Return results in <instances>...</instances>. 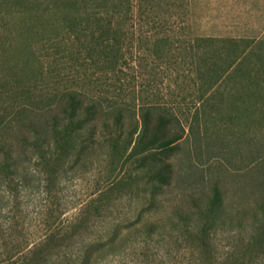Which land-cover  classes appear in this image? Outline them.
<instances>
[{
  "label": "trees",
  "instance_id": "obj_1",
  "mask_svg": "<svg viewBox=\"0 0 264 264\" xmlns=\"http://www.w3.org/2000/svg\"><path fill=\"white\" fill-rule=\"evenodd\" d=\"M172 3L189 14L190 0H0V49L18 54L9 65L15 78L11 93L8 82L0 84L4 97L0 105V188L16 193L20 186L29 189L38 186L35 181L48 180L44 186L53 193L64 168L74 170L106 154L117 156L122 165L133 164L135 171L93 193L72 215H62L54 208L42 211L40 235L24 249L17 244L15 253L0 264H101L138 236L143 242L166 241L172 234L188 240L190 248L199 253L187 262L183 259V264H215L205 253L211 236L225 230H252L241 257L264 249V196L251 220L242 211L235 214L227 208L219 185L205 204L176 211L171 227L153 215L160 194L172 182L171 157L180 146L183 127L166 103L144 96L141 90L134 89L132 102L126 99L122 76L132 64L127 54L134 57V53L147 52L158 60L168 58L177 48L189 49L192 60L187 64L197 65L201 80L196 109L223 92L217 86L236 68L246 79L240 80L235 102L256 95L257 101H264V79L251 78L254 74L245 66L251 56L250 44L256 40L196 36L177 46L173 24L157 13ZM159 25L165 32L162 36L155 31ZM39 43L52 57L47 59L51 75L58 77L69 69L65 80L43 81L40 86L45 64L36 51ZM220 47L227 50L221 53ZM4 60L11 61L8 56ZM255 65L257 72H263L262 63ZM77 72L82 73L80 78ZM114 82L119 86L110 84ZM137 176L144 181L147 201L135 217L114 218L103 222L102 230L96 228L97 220L108 214L112 192ZM241 257H233L234 264Z\"/></svg>",
  "mask_w": 264,
  "mask_h": 264
},
{
  "label": "rangeland",
  "instance_id": "obj_2",
  "mask_svg": "<svg viewBox=\"0 0 264 264\" xmlns=\"http://www.w3.org/2000/svg\"><path fill=\"white\" fill-rule=\"evenodd\" d=\"M157 11L167 19L165 22L173 24L171 33L177 46L180 41L196 36L255 39L256 42L251 43L248 49L251 56L245 61V66L254 74L251 78L262 77L263 81L264 70L257 72L255 64L264 65V0H190L189 14L180 4L173 3L171 7H160ZM155 31L162 36L163 25H159ZM41 45L35 46L40 61L45 64L43 75L38 80L40 86L43 81L54 83L56 79L65 80L69 69L66 68L61 76L51 75L47 64H50L48 61L52 57ZM177 49L168 58L158 60H153L147 52V55L134 53V57L128 53L132 64L125 68L122 76L126 82L124 93L129 102L134 100V89L141 90L144 96L166 103L177 114L179 125L183 127L180 146L171 157L174 164L172 182L160 194L153 215L171 227V217L176 211L194 209L199 202L205 204L214 186L219 185L225 194L227 208L235 214L242 211L251 220L257 203L264 196V101H257L259 97L256 95L247 97L246 102H235L242 83L240 80L246 79L241 77L242 71L236 68L217 86L223 92L196 109L195 100L201 82L197 76V65L187 64V61L192 60L189 49L186 52L184 47ZM220 50L224 53L227 49L220 47ZM203 51L205 54L207 49ZM5 56L9 57L10 63L4 60ZM16 59V51L0 49V84L8 82L10 93L15 78L9 65ZM69 75L72 76L70 72ZM75 76L80 78L82 73L77 72ZM110 84L118 85L115 82ZM249 85L252 88L255 86L254 83ZM113 88L111 86L110 89ZM3 101L4 97L0 96V105ZM66 169L58 173L53 193L46 191L44 186L48 180L41 181L42 184L34 180L38 186L29 189L20 186L16 193H10L4 186L0 188V263L15 253L17 244H21L24 249L40 235L42 224H39L41 220L38 216L42 211L54 208L62 215H72L93 193L107 188L109 182L127 177L131 171L135 172L133 164L122 165L117 156L112 154L95 157L87 165H79L74 170ZM143 183V179L137 176L127 181L125 187L114 190L108 214L97 220L96 228L102 230L101 224L114 218L121 220L135 217L147 201ZM251 232V229L239 233L219 231L211 236L210 248L205 257L210 262L215 260V264H234L235 258L241 257L240 253L252 238ZM189 243L174 234L168 235L166 241L143 242L138 236L101 264H183V259L187 262L199 256ZM230 255L232 257L227 259ZM238 264H264V249H256L241 257Z\"/></svg>",
  "mask_w": 264,
  "mask_h": 264
}]
</instances>
